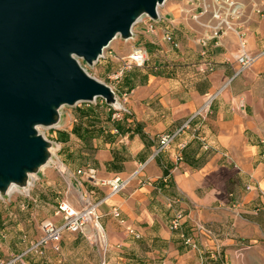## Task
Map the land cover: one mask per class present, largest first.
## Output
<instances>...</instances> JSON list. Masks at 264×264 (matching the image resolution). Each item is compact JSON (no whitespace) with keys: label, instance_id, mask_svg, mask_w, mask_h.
<instances>
[{"label":"crops","instance_id":"0c3cea01","mask_svg":"<svg viewBox=\"0 0 264 264\" xmlns=\"http://www.w3.org/2000/svg\"><path fill=\"white\" fill-rule=\"evenodd\" d=\"M236 1L240 14L220 37H209L216 25L210 13L192 18L198 6L207 5L210 11L211 0L164 2L153 34L136 25L128 40L132 49L145 51V63L125 69L112 85L123 98V119L93 139L98 148L79 166L60 161L56 171L50 166L39 171V188L31 187L29 198L17 205L25 216L60 224V203L78 208L77 194L98 203L106 253L72 232L62 233L58 252L49 247L42 254L27 252L33 242L26 225L8 220L0 228L2 256L18 255L16 264H204L201 250L219 241L227 263L234 264L237 251L264 244V55L234 74L240 39L252 54L264 49V0ZM164 32L176 46L162 38ZM204 63L212 64V70ZM208 95H213L208 110L193 117L168 148L155 153L159 137L189 120ZM57 126V141L65 145L73 137L72 127L60 120ZM87 169L93 170V179L76 174ZM115 177L127 184L111 193L107 182ZM44 190L56 196L46 197ZM113 208L122 222L111 216ZM176 212L183 219L173 231ZM199 226L209 235L199 232ZM187 238L195 247L185 244Z\"/></svg>","mask_w":264,"mask_h":264},{"label":"water","instance_id":"95a60500","mask_svg":"<svg viewBox=\"0 0 264 264\" xmlns=\"http://www.w3.org/2000/svg\"><path fill=\"white\" fill-rule=\"evenodd\" d=\"M166 0H0V195L24 189L29 175L51 159V143L37 131L59 122L62 106L117 101L111 87L80 65L143 15L156 20Z\"/></svg>","mask_w":264,"mask_h":264},{"label":"built area","instance_id":"2783aa9c","mask_svg":"<svg viewBox=\"0 0 264 264\" xmlns=\"http://www.w3.org/2000/svg\"><path fill=\"white\" fill-rule=\"evenodd\" d=\"M168 1V0H166ZM164 1V2H166ZM190 4H198L203 0H183ZM164 2L160 5H157L156 15L159 18V9L164 4ZM198 12L192 16L193 19H197L200 15L204 13H210L212 19L216 21V25L211 28L209 37L215 38L220 37L226 30L231 28V20L236 18L240 14V4L236 0H211V10H208L207 5L198 6ZM197 11V10H196ZM156 20L150 19L148 16L143 15L137 19L133 28L131 29V37L133 34V29L136 25L142 24L147 33L153 34L156 32ZM162 38L171 43L173 46L177 44L174 42L172 36L168 32H164ZM131 39V38H130ZM207 38L201 40V45L206 46ZM105 49L103 50L104 53ZM103 53L100 58L103 57ZM204 55V52H201ZM264 55V49L258 54H252L247 50L246 44L243 39H240L239 42V51L235 57V63L237 68L234 70V74L237 75L245 69L249 68L254 60L260 56ZM145 51L141 48H134L132 51L125 57L120 59L121 66L117 71L109 76V80L112 82H117L122 77L123 71L129 67H143L145 63ZM207 67V70H212L213 66L210 63H204ZM114 92V89L111 85H109ZM115 94V92H114ZM213 95H208L203 108L199 109L189 120L184 122L177 130H175L171 134H165L159 137L158 146L155 150V153H158L169 147L173 139L181 134L185 128H188L189 122L196 115H200L203 109L209 108L210 103L212 102ZM108 111L111 112L110 118L111 121L117 122L123 119L125 109L120 106V108L115 105L108 106ZM54 128V127H52ZM114 133H117L116 129H113ZM46 139V138H45ZM49 141V140H48ZM51 143L52 147V142ZM181 154L177 153L175 155V161H181ZM51 162L49 160L48 164ZM62 174L66 175L67 171L64 169L61 171ZM86 173L89 178L93 179V170L87 169V171L77 170L76 174H84ZM36 175V174H31ZM33 181L30 176L28 179V185L26 188L22 189L24 191L28 190L31 186L29 182ZM111 193L121 192L126 184V180H121L118 177L113 178L111 181L107 182ZM78 202L80 204L79 208L72 207L70 204L64 202L60 203L57 208V212L60 215L61 223L56 224L52 221L45 220L41 223L40 236L39 238L30 246V251H35L37 254H42L43 249L45 247H49L54 252H58L60 249V241L63 232H72V233H80L86 241L93 247H95L98 251H100L103 255L107 250V239L103 225L100 222V216L97 213L98 203H92L88 198L79 196ZM111 216L119 219L121 222L123 220L120 219V213L117 208H113L110 212ZM183 215L180 212H176L174 217L171 220L170 228L175 231L178 230L182 224ZM199 232L203 234L209 235V232L202 228L201 226L197 227ZM185 244L190 245L191 247H195V245L191 242L190 239L185 240ZM218 243H214L212 250L208 252V258L211 261H218L220 258V251L218 247ZM19 256H14L7 260H0V264H16L19 261ZM44 264H51L49 262H45ZM100 264H108L105 260H102Z\"/></svg>","mask_w":264,"mask_h":264},{"label":"rangeland","instance_id":"374dc122","mask_svg":"<svg viewBox=\"0 0 264 264\" xmlns=\"http://www.w3.org/2000/svg\"><path fill=\"white\" fill-rule=\"evenodd\" d=\"M174 0H168V2H173ZM133 41L123 40L117 36L110 45L105 49L103 57L99 59L94 65H87L82 60H79L81 67L92 77L97 80L106 83L107 85H114L115 82L109 80V76L119 69L121 66L119 61H116L115 57L124 58L129 54V49H132ZM112 51L111 53H108ZM147 53L151 57L152 48L147 47ZM116 101L125 108L123 98L118 96V93H115ZM87 109L89 112V117L80 114L81 109ZM59 120L64 125L68 124L69 127H77L80 133L72 134L73 137L70 142L65 145L59 144L57 141L58 133L61 131V127L58 126L54 128H46L42 126L37 127L38 133L44 136L47 140L52 142V148L54 149L51 154V162L46 166H50L51 169L54 167V171L58 168H61L60 161L66 164V161L69 163H75V166H79L82 161H86L88 158H91L95 153V148L93 139L100 136L101 133H104L108 126L112 123L110 115L111 112L108 111V105L105 102L98 98L93 102L88 104L78 103L73 107L62 106L59 110ZM125 114V112H124ZM72 131V130H71ZM59 166V167H58ZM45 167V168H46ZM43 168V169H45ZM41 169L40 171H42ZM35 180L31 181V187L35 189L39 188L38 183H41L39 177L34 175ZM60 176L58 175V181L61 182ZM63 184V183H62ZM64 185V184H63ZM30 188L26 191L18 189L12 191L10 194L5 196L0 195V224H3L0 228L6 227L8 225V220L11 223L19 222L26 225V230L30 234V240L34 243L40 236V225L43 222L40 216L33 215V219L30 216H25L23 211H17V205L23 203L24 199L29 198ZM41 190V188H40ZM32 191V190H31ZM32 192H30L31 194ZM41 193H44L46 197L51 198V196H56L54 192L49 190H44ZM24 195V196H23ZM77 197L79 195L77 194ZM54 199V198H53ZM20 202V203H19ZM80 204H78V208ZM14 215V216H13ZM45 221V220H44ZM32 243V244H33ZM31 244V245H32ZM218 247L220 251V258L218 261H211L208 258V252L214 247L211 245L207 251L201 250L203 254V263L204 264H229L223 254V246L218 241ZM30 243L28 248H30ZM206 252V253H205ZM205 253V254H204ZM33 255L34 254H28ZM18 256V255H16ZM236 256L237 260L234 261V264H264V244L256 246L243 247L239 252L237 251ZM10 258L8 255H1L0 260H7ZM231 264V263H230Z\"/></svg>","mask_w":264,"mask_h":264},{"label":"bare ground","instance_id":"6f19581e","mask_svg":"<svg viewBox=\"0 0 264 264\" xmlns=\"http://www.w3.org/2000/svg\"><path fill=\"white\" fill-rule=\"evenodd\" d=\"M116 107H118V108H120V104L118 103V102H116L115 104H114ZM57 126V125H56ZM55 126V127H56ZM49 151H50V153L52 154L53 153V151H54V149L52 148V147H50V149H49ZM48 164H45L44 166H41L40 167V170L41 169H43V168H45L46 166H47ZM30 176V178L34 181L35 180V177H34V175H29ZM31 184V182H29V185ZM15 190H17V188L15 187V186H10L9 187V189H8V194H10L12 191H15Z\"/></svg>","mask_w":264,"mask_h":264},{"label":"trees","instance_id":"16d2710c","mask_svg":"<svg viewBox=\"0 0 264 264\" xmlns=\"http://www.w3.org/2000/svg\"><path fill=\"white\" fill-rule=\"evenodd\" d=\"M82 104H88V103H82ZM89 112H90V111H88V110L85 109V108H83V109L80 110V114H81V115H85V116H87V117H89ZM71 133H72V134H78V135L80 136V133H79V131H78V128L75 127V126L72 128Z\"/></svg>","mask_w":264,"mask_h":264}]
</instances>
